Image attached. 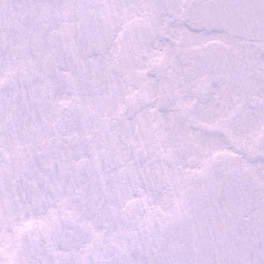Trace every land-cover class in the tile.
I'll return each instance as SVG.
<instances>
[{"label": "flooded vegetation", "instance_id": "af4514ba", "mask_svg": "<svg viewBox=\"0 0 264 264\" xmlns=\"http://www.w3.org/2000/svg\"><path fill=\"white\" fill-rule=\"evenodd\" d=\"M245 1L0 0V264H257L264 225L224 178L183 202L180 163L264 107L208 61Z\"/></svg>", "mask_w": 264, "mask_h": 264}, {"label": "rangeland", "instance_id": "374dc122", "mask_svg": "<svg viewBox=\"0 0 264 264\" xmlns=\"http://www.w3.org/2000/svg\"><path fill=\"white\" fill-rule=\"evenodd\" d=\"M229 46L231 66L223 78L229 82L230 101L258 97L264 104V44L230 36ZM259 105V102H248L243 121L229 124L230 140L225 139L222 145L215 135L213 146L202 151V155L197 154L200 159L197 166L180 162L183 202L193 191L195 180L202 175L208 176L207 181L214 179V183L224 178L235 202L249 208L247 219L251 225H264V107ZM261 252L264 246L254 245L253 241L252 255L256 256L257 264H264V257L259 258Z\"/></svg>", "mask_w": 264, "mask_h": 264}, {"label": "water", "instance_id": "95a60500", "mask_svg": "<svg viewBox=\"0 0 264 264\" xmlns=\"http://www.w3.org/2000/svg\"><path fill=\"white\" fill-rule=\"evenodd\" d=\"M227 25L231 34L243 36L247 34L248 30H251L252 26H254V20L249 17V11H246L245 6H238L236 4V7L230 8V17ZM262 28L264 29V26ZM212 51H214V53L217 51L220 52L219 60H221V58L224 57V63L226 64V68H227L228 65L230 64V57L227 49L223 45L214 42V44L210 45L208 48V61L209 58L211 61ZM225 57H226V62H225ZM220 71H225V69ZM211 205H215V204H211ZM192 256L193 254L191 251V244L188 243L185 246V248H183V250L180 252L179 261L177 264H191ZM198 261H200L199 258ZM213 263L214 264L217 263V259H215V257L213 258ZM89 264H126V263L116 261L115 259H109L104 261H97L96 263L90 262ZM198 264H200V262Z\"/></svg>", "mask_w": 264, "mask_h": 264}]
</instances>
